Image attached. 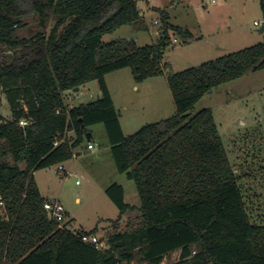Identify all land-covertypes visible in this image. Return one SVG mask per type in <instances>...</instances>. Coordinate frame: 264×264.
Here are the masks:
<instances>
[{"label": "trees", "instance_id": "1", "mask_svg": "<svg viewBox=\"0 0 264 264\" xmlns=\"http://www.w3.org/2000/svg\"><path fill=\"white\" fill-rule=\"evenodd\" d=\"M261 7L264 13V0ZM155 9L161 32L139 45L135 38L103 40L123 25L146 27L138 0H0V52L13 51L0 54V93L11 109L0 120L7 144L0 147V264H161L175 251L180 257L170 264H264V224L252 220L214 113L189 112L212 88L264 69V42L169 72L176 113L127 136L106 74L130 67L136 82L159 76L173 35L193 37L166 9ZM31 23L39 30L20 35ZM91 81L101 96L69 106L64 92ZM97 123L141 199L139 221L123 228L122 217L137 207L125 201L122 184L106 189L120 213L103 229L104 251L80 238L97 227L74 230L67 221L62 228L48 215L49 197L35 178L37 170L72 159ZM56 138L63 140L55 145Z\"/></svg>", "mask_w": 264, "mask_h": 264}, {"label": "rangeland", "instance_id": "2", "mask_svg": "<svg viewBox=\"0 0 264 264\" xmlns=\"http://www.w3.org/2000/svg\"><path fill=\"white\" fill-rule=\"evenodd\" d=\"M262 0H138L146 27L135 29L123 25L112 33L105 34L104 41L115 38H135L139 45L153 43L158 38L157 10L153 2L170 14V21L188 29L193 37L184 39L173 35L172 44L164 56V73L136 82L130 67L106 74L115 105L121 114L125 135L135 134L146 124L171 117L177 111L168 84V73L182 71L204 62L228 55L241 49L264 42L260 32L264 21ZM259 21L260 25H256ZM35 23L22 28V36H31L38 31ZM13 51L0 52L1 58ZM92 82V81H91ZM81 86L79 91L64 92L69 106H77L97 99L101 94L92 83ZM0 120L11 117V109L2 97ZM210 108L225 144L231 164L239 176L246 205L252 220L264 224V69L251 70L243 76L212 88L190 109L195 114ZM94 134L75 148L71 172L62 174L58 165L35 172L37 182L44 194L58 197L68 211L66 221L71 220L72 229L91 230L97 227V235L104 239V228L111 225L120 210L106 193L113 183L125 188V201L136 206L121 220L124 228L139 221L141 199L136 184L121 173L113 157L105 125L97 123L89 127ZM72 137L73 132L69 133ZM95 145L89 149L88 144ZM0 147L7 150L2 140ZM7 161L15 164L9 155ZM25 168L26 163H18ZM180 251L164 257L161 264L177 261Z\"/></svg>", "mask_w": 264, "mask_h": 264}, {"label": "built area", "instance_id": "3", "mask_svg": "<svg viewBox=\"0 0 264 264\" xmlns=\"http://www.w3.org/2000/svg\"><path fill=\"white\" fill-rule=\"evenodd\" d=\"M154 23L158 25L157 33L159 35V33L161 32V26H162L161 21L159 18H156L154 20ZM255 24L260 25V22L255 21ZM2 97L3 95L2 93H0V100H2ZM19 122H20V125L22 126H25L28 124V120L25 118H22ZM69 133L70 131L67 133V136L71 137ZM61 140L63 139L56 138L54 144L58 145ZM88 147L91 149L94 147V145L92 143H89ZM73 157H76L75 152H74ZM58 169L62 174L66 176L73 175L70 169L66 168L62 163L58 164ZM4 205H5L4 199H3L2 194L0 193V214L3 217L5 216V212L3 211ZM45 210L51 218H53L56 222H58L60 227L65 228V223L67 222L66 221L67 210L58 197H49V199L45 202ZM80 238L84 243L93 245L95 248L99 250L104 251L109 248L108 241L106 239H102L95 233H90V234L84 233L80 235ZM136 264H141V263H136Z\"/></svg>", "mask_w": 264, "mask_h": 264}, {"label": "crops", "instance_id": "4", "mask_svg": "<svg viewBox=\"0 0 264 264\" xmlns=\"http://www.w3.org/2000/svg\"><path fill=\"white\" fill-rule=\"evenodd\" d=\"M148 2H150V0H147ZM150 7L151 8H153V9H155V8H159L156 4H154L153 2L150 4ZM156 10V9H155ZM171 20V19H170ZM171 22V21H170ZM106 81H107V79H106ZM93 85H92V87H93V89H96V90H98L99 92H100V94H101V90H100V87H99V85H98V82L97 81H92L91 82ZM107 84H108V81H107ZM108 87H109V84H108ZM80 89H81V87H80ZM109 89H110V87H109ZM110 91H111V89H110ZM111 94H112V91H111ZM101 96V95H100ZM112 97H113V94H112ZM114 100V99H113ZM114 103H115V101H114ZM116 106V105H115ZM117 108V107H116ZM118 110V109H117ZM118 112H119V110H118ZM119 116H120V122H121V114H120V112H119ZM121 125H122V129H123V124H122V122H121ZM89 129V128H88ZM90 130V129H89ZM70 132H73V131H70ZM91 132V131H90ZM73 135H74V132H73ZM93 137H94V134L92 133V137H91V139H93ZM90 139V140H91ZM89 140V141H90ZM110 142V141H109ZM89 145V144H88ZM110 147H111V144H110ZM89 148V147H88ZM90 149V148H89ZM92 149H95V145H94V147L93 148H91V150ZM71 160V159H70ZM70 160H68V161H65V162H63L62 164L66 167V168H68V169H70L71 170V167H72V165H73V163H72V161L70 162ZM35 178H36V175H35ZM36 181H37V179H36ZM38 183V182H37ZM38 186H39V184H38ZM123 186V185H122ZM124 187V186H123ZM40 188V187H39ZM125 188V187H124ZM40 191H41V189H40ZM41 193H42V195L43 196H47V197H51V193L50 192H48L47 194H44L42 191H41ZM68 212V211H67ZM71 220H73V219H70V220H68V221H71ZM71 223H72V221H71ZM71 223H70V227H71ZM95 228V227H94ZM80 229V228H79ZM95 234H97V233H95Z\"/></svg>", "mask_w": 264, "mask_h": 264}, {"label": "water", "instance_id": "5", "mask_svg": "<svg viewBox=\"0 0 264 264\" xmlns=\"http://www.w3.org/2000/svg\"><path fill=\"white\" fill-rule=\"evenodd\" d=\"M259 31H260V32H264V21H263L261 27L259 28ZM73 90H74V91H79V90H80V87H75ZM91 137H92V133L89 131V132L87 133V139L90 140Z\"/></svg>", "mask_w": 264, "mask_h": 264}]
</instances>
